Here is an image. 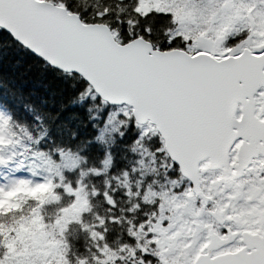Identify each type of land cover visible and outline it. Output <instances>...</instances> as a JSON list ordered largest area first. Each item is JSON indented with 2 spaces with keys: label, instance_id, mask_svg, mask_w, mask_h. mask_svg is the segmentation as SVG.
Instances as JSON below:
<instances>
[{
  "label": "snow or ice",
  "instance_id": "snow-or-ice-1",
  "mask_svg": "<svg viewBox=\"0 0 264 264\" xmlns=\"http://www.w3.org/2000/svg\"><path fill=\"white\" fill-rule=\"evenodd\" d=\"M25 57L109 135L0 72V264H264V0H0Z\"/></svg>",
  "mask_w": 264,
  "mask_h": 264
},
{
  "label": "trees",
  "instance_id": "trees-1",
  "mask_svg": "<svg viewBox=\"0 0 264 264\" xmlns=\"http://www.w3.org/2000/svg\"><path fill=\"white\" fill-rule=\"evenodd\" d=\"M16 59V57H13ZM31 61L24 58L19 67L11 66L7 60L5 66L0 69L6 78L13 77V83L18 87L24 89L26 92L34 93L36 99H47L48 104L45 110L50 113L48 119L54 120L64 133V138L67 139L73 132H76L78 139L83 142L84 140L99 135V127L95 120L89 121L90 114L85 109L80 107H66L61 108L62 103H67L68 98L72 95L68 90L67 85L54 77L53 74L48 73L46 76L39 73L35 68L29 69L28 65ZM106 114L105 112H101ZM93 125H96L93 127ZM126 142H130L126 139ZM125 143L123 140L117 139L116 146L113 149L117 158V145ZM91 162L97 163L98 157L95 150L90 153ZM71 238V237H70ZM82 243V238L77 241Z\"/></svg>",
  "mask_w": 264,
  "mask_h": 264
},
{
  "label": "rangeland",
  "instance_id": "rangeland-1",
  "mask_svg": "<svg viewBox=\"0 0 264 264\" xmlns=\"http://www.w3.org/2000/svg\"><path fill=\"white\" fill-rule=\"evenodd\" d=\"M99 118H97L95 121H96V124L98 125L99 127V133L102 131H105V135H109V132L106 131L104 129V119H105V115L102 114V113H95ZM132 134L131 132H129V134L125 137V139L123 140V142L125 143L126 139H128L130 142H131V139H132ZM118 139V138H117ZM129 142V143H130ZM128 142H126L125 144H127ZM125 146V145H124ZM122 145V143H119V145H117V160L120 162V163H124L125 160L123 159L124 157L127 156V152H126V148Z\"/></svg>",
  "mask_w": 264,
  "mask_h": 264
},
{
  "label": "bare ground",
  "instance_id": "bare-ground-1",
  "mask_svg": "<svg viewBox=\"0 0 264 264\" xmlns=\"http://www.w3.org/2000/svg\"><path fill=\"white\" fill-rule=\"evenodd\" d=\"M99 118V117H98ZM102 131V130H101Z\"/></svg>",
  "mask_w": 264,
  "mask_h": 264
}]
</instances>
